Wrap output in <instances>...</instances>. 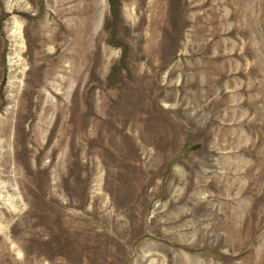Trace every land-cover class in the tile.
<instances>
[{"label": "rangeland", "instance_id": "obj_1", "mask_svg": "<svg viewBox=\"0 0 264 264\" xmlns=\"http://www.w3.org/2000/svg\"><path fill=\"white\" fill-rule=\"evenodd\" d=\"M0 0V264H264V0Z\"/></svg>", "mask_w": 264, "mask_h": 264}, {"label": "trees", "instance_id": "obj_2", "mask_svg": "<svg viewBox=\"0 0 264 264\" xmlns=\"http://www.w3.org/2000/svg\"><path fill=\"white\" fill-rule=\"evenodd\" d=\"M112 1H113V0H109V2H110V4H111V5H110V9H111V12L113 13V6H112L113 4H112Z\"/></svg>", "mask_w": 264, "mask_h": 264}]
</instances>
